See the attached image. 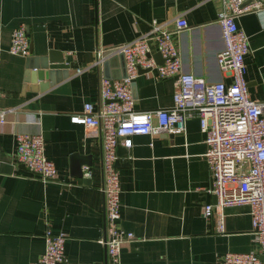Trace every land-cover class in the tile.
Masks as SVG:
<instances>
[{"label": "crops", "instance_id": "1", "mask_svg": "<svg viewBox=\"0 0 264 264\" xmlns=\"http://www.w3.org/2000/svg\"><path fill=\"white\" fill-rule=\"evenodd\" d=\"M177 17L187 28L173 33ZM152 19L171 31L183 72L230 83L218 64L224 43L214 0H0V108L6 110L0 124V264L34 261L43 250L45 223L65 234L66 264L105 260L100 134L69 116L85 102L100 105L99 80L124 73L114 48L147 32ZM235 20L250 43L244 57L249 96L263 101L264 14ZM19 25L29 42L26 56L8 51ZM50 50L72 67L53 69L52 84L32 82L29 67ZM148 69L131 82L133 108L169 107L175 77L157 78L155 68ZM14 132L41 134L55 178L42 182L13 159ZM203 138L198 120L189 117L182 133L132 135L129 146L118 141L119 226L131 234L120 245V264H218L228 251L258 250L247 205L215 206L209 218L201 214L202 205L216 204Z\"/></svg>", "mask_w": 264, "mask_h": 264}, {"label": "built area", "instance_id": "2", "mask_svg": "<svg viewBox=\"0 0 264 264\" xmlns=\"http://www.w3.org/2000/svg\"><path fill=\"white\" fill-rule=\"evenodd\" d=\"M217 22L221 28L223 49L218 54L221 71L228 73L230 83L210 82L181 70L178 52L171 40V31L154 19L147 32L129 43L114 48L123 55L125 77L99 80L100 105L93 108L83 103L72 113L69 121L95 128L101 143V184L103 197L104 237L99 242L105 248V260L92 264H120V245L131 234L119 226L118 169L115 147L120 139L130 145L132 135L182 133L185 120L195 117L199 131L205 135L203 154L211 175L209 192L216 204L202 205L201 214L209 218L217 206L220 209L247 205L251 226L257 237L256 252H232L223 255L218 264H264V100L249 96L244 79V57L250 52L246 34L235 18L243 13L264 14V0H214ZM173 33L187 28L183 17L173 23ZM160 54L162 62L155 63L150 48ZM8 51L26 56L29 42L25 28L19 25L9 37ZM149 54V55H148ZM100 51H96L99 58ZM155 68L157 78L175 77L171 105L154 110H136L130 83L138 68ZM6 110L0 108V124L6 122ZM13 159L42 182L56 177V169L44 155L41 134L14 132ZM224 215L218 216L223 228ZM43 250L29 264H66L64 233H54L47 223L42 233Z\"/></svg>", "mask_w": 264, "mask_h": 264}, {"label": "water", "instance_id": "3", "mask_svg": "<svg viewBox=\"0 0 264 264\" xmlns=\"http://www.w3.org/2000/svg\"><path fill=\"white\" fill-rule=\"evenodd\" d=\"M154 46H152L150 48V55L152 56V58L154 59L155 63H160L162 62V58L160 57V54L156 51L153 50ZM148 54V55H149ZM120 56L123 57V55L120 53ZM34 61H36V65H31L29 68L33 69V72L30 73L31 74V81L35 82L36 80H41V79H45V80H49V84H52L53 82L49 79V77H51L50 75L52 74L51 71H53V69H68L72 67L71 63H64L63 62V58L61 57L59 52H55V51H48L46 56H42L38 59H35ZM38 61V62H37ZM102 64H104V62H101ZM36 69V70H34ZM149 70L148 68L146 69H137V72H144ZM126 73H125V65H124V73L118 77H116L117 79L123 78L125 77ZM38 87L41 88L40 83L38 84ZM130 87H132V83H130ZM132 94V93H131ZM77 176H81V170L80 168H78V170L75 173ZM262 259H264V257H262Z\"/></svg>", "mask_w": 264, "mask_h": 264}]
</instances>
